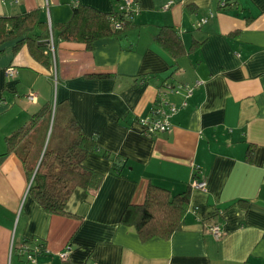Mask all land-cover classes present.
<instances>
[{
  "label": "crops",
  "instance_id": "0c3cea01",
  "mask_svg": "<svg viewBox=\"0 0 264 264\" xmlns=\"http://www.w3.org/2000/svg\"><path fill=\"white\" fill-rule=\"evenodd\" d=\"M136 1L139 11L121 36L98 39L92 50L59 41L51 69L37 63L25 45L15 54V41L0 46V155L5 136L43 103L62 102L63 126L71 115L97 143L84 165L103 176L96 189L75 187L63 214H50L28 194L32 178L19 157L5 156L0 264H27L18 250L24 244L44 246L35 264H264V0H235L226 8L220 0ZM118 4L0 0V16L41 8L53 24L68 20L77 5L110 13ZM202 17L207 21L196 27ZM160 26L177 30L186 47L201 44L173 59L154 41ZM9 66L16 77L4 76ZM106 74L111 76H101ZM196 81L201 85L188 96L184 90L167 92V100L180 107L169 132L141 131L137 119L164 93V83ZM29 92L35 102L26 99ZM248 145L251 161L245 159ZM115 156L121 167L112 172ZM194 177L204 178L206 188H191L182 228L168 239L142 242L120 223L128 204L144 201L149 184L175 194ZM213 224L220 226L218 239L211 234ZM66 246L62 260L58 254Z\"/></svg>",
  "mask_w": 264,
  "mask_h": 264
},
{
  "label": "trees",
  "instance_id": "16d2710c",
  "mask_svg": "<svg viewBox=\"0 0 264 264\" xmlns=\"http://www.w3.org/2000/svg\"><path fill=\"white\" fill-rule=\"evenodd\" d=\"M234 1L229 5L235 4ZM113 13H104L85 5L74 6L68 20L51 24L54 50L59 41L82 43L85 49L92 50L98 39L121 36L130 27L131 20L122 22V27L115 29L110 21ZM48 37V24L41 8L0 16V46L15 41L12 47L15 54L25 45L28 54L37 63L51 69L53 57L47 43ZM154 41L173 59L190 54L201 44L193 41L186 47L178 31L171 26H160ZM91 76L96 77V74ZM62 104L56 103L52 107L49 102L43 103L25 123L5 136V151L0 155V161L10 153L19 157L26 176L32 178L28 194L50 214L64 213L66 202L75 187L96 189L103 177L102 173L84 165L85 157L97 152L98 146L94 139L84 135L71 115L64 122V128L71 134L68 145L62 150L50 147L54 122L62 120ZM50 120L52 129L45 146ZM252 154L253 146L248 145L245 159L251 161ZM103 155L108 156L106 153ZM119 167L120 159L115 156L111 159L110 171H118ZM190 192V183L186 189L175 194L167 188L149 184L144 201L141 204H128L121 213L120 223L132 227L142 242L155 237L168 239L182 228Z\"/></svg>",
  "mask_w": 264,
  "mask_h": 264
},
{
  "label": "built area",
  "instance_id": "2783aa9c",
  "mask_svg": "<svg viewBox=\"0 0 264 264\" xmlns=\"http://www.w3.org/2000/svg\"><path fill=\"white\" fill-rule=\"evenodd\" d=\"M232 0H220L219 6L221 8L227 7ZM139 6L136 0H119L117 10L110 16V21L113 25V28L120 29L122 27V22L132 20L133 17L138 13ZM48 14V13H47ZM207 21L206 17H202L196 22L195 26L199 27ZM49 29V37L47 43L49 45V50L54 56L55 50L53 47V39L51 35V24L49 20L47 21ZM17 71L13 66H9L4 69V76L7 78L16 77ZM201 85L200 81H196L193 85H184L177 84L172 86L170 83H164L163 86L166 90L164 93H158L156 99L154 100L150 110L143 116L138 117L137 122L141 127V131L145 135H154L159 133L169 132L171 130V118L176 114L180 108L174 103H171L167 100L166 95L169 91L170 93H179L181 90L185 91V94L188 96L191 92ZM26 99L30 102L36 101V95L32 92H29L26 95ZM185 101L182 102L181 107L185 105ZM199 167H196L198 170ZM191 188L205 190L206 181L204 178H192L190 181ZM211 234L214 238L218 239L221 235V229L218 224H213L210 226ZM19 254L24 256L27 264H35L36 256L44 253L45 249L42 244H34L33 246L20 245L18 247ZM69 253V246L64 247L62 251L59 252V257L62 260H65Z\"/></svg>",
  "mask_w": 264,
  "mask_h": 264
},
{
  "label": "rangeland",
  "instance_id": "374dc122",
  "mask_svg": "<svg viewBox=\"0 0 264 264\" xmlns=\"http://www.w3.org/2000/svg\"><path fill=\"white\" fill-rule=\"evenodd\" d=\"M45 15H46V20L48 21L49 20L48 14L45 13ZM50 88L53 93V89H52L53 86ZM29 113L31 114L32 112H29ZM51 129H52V120H50V123H49L48 133L46 136V142L49 140ZM70 136L71 134L66 131V129L63 126L62 121L61 120H58L57 122L55 121L53 125V133L49 140V145L50 147H55L59 150H62L65 145H68Z\"/></svg>",
  "mask_w": 264,
  "mask_h": 264
}]
</instances>
